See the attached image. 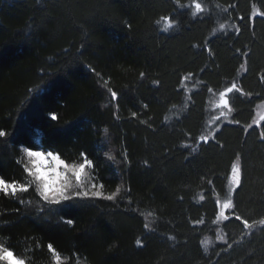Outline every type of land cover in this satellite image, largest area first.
<instances>
[{
	"label": "trees",
	"instance_id": "1",
	"mask_svg": "<svg viewBox=\"0 0 264 264\" xmlns=\"http://www.w3.org/2000/svg\"><path fill=\"white\" fill-rule=\"evenodd\" d=\"M263 102L264 0H0V264H264ZM28 151L90 161L102 195L44 202Z\"/></svg>",
	"mask_w": 264,
	"mask_h": 264
},
{
	"label": "snow or ice",
	"instance_id": "2",
	"mask_svg": "<svg viewBox=\"0 0 264 264\" xmlns=\"http://www.w3.org/2000/svg\"><path fill=\"white\" fill-rule=\"evenodd\" d=\"M176 3H179V0H176ZM195 7L197 9H201V5L199 3H197L195 5ZM243 19V18H242ZM161 20H165L169 22V27H171V17H161ZM223 27V25L221 26ZM185 80L188 79V77L184 78ZM233 90H236L237 92L239 91V89H237V86L235 84H232V86L230 88L227 89L228 93L233 92ZM209 91H212L211 89H209ZM112 97H116L117 93L115 91L111 92ZM225 95L226 93L221 92L220 93V104L223 107H227L229 101L227 99H225ZM230 110V109H229ZM133 115L135 116V113H133ZM221 115H223V113H221ZM55 118V117H53ZM217 119H219V117H217ZM249 128L252 131H255V128L252 125H249ZM6 134L4 131H0V137H4ZM201 141L207 143L209 138L207 136H202ZM260 139L261 142H264V133L260 134ZM222 147V146H221ZM27 155L29 157H34L36 158L34 161V166L36 168V171H32L31 175L35 177V179L39 182V186L37 191L39 192L40 197H42L44 202H50L51 204H61V201H71L75 198H80V197H88L89 195L93 196V197H100L102 195V193L100 191H93L91 193H89L88 191H76L74 193H72L71 195H69L68 190L66 185L60 180V174L59 173H55V169H53V172L55 173V176L53 178H49L44 172L41 171V169L43 168V163H42V159L44 157V154L42 152H38V151H28ZM48 157H52V159L54 161H56V165L57 167L61 164H63V161H61L59 159V157L53 156V153L51 151H49L47 153ZM90 161H85L84 163H81L78 167L77 166H72L71 168H69L68 165H64L66 170L72 171L74 173V175L76 176V179L79 181L81 178V173L84 171L85 167L87 166V164ZM232 178H233V183L237 186L241 185V169L237 166V165H233L232 166ZM0 186L4 187V191L7 192V186L3 185V182L0 181ZM93 187H95V185H93ZM101 187H103V185H101ZM108 200H112L113 196L109 195L107 196ZM231 205V201L228 204H225L223 207L228 208ZM47 211H54V209L48 208L46 209ZM235 219L237 221L241 220L240 216H236ZM67 223L71 224L72 221L68 220ZM256 221H253V224H255ZM260 225L264 226V219H260L258 222ZM243 227L245 229H249L253 227V224H250L249 221L247 219H244L242 221ZM145 227H147V225H145ZM48 247L51 249L52 245L49 244ZM13 253L12 252H8L7 256L8 257H12ZM4 257H0V259H3ZM18 264H24L23 261H19Z\"/></svg>",
	"mask_w": 264,
	"mask_h": 264
},
{
	"label": "rangeland",
	"instance_id": "3",
	"mask_svg": "<svg viewBox=\"0 0 264 264\" xmlns=\"http://www.w3.org/2000/svg\"><path fill=\"white\" fill-rule=\"evenodd\" d=\"M193 8L195 9V12L198 10L195 7V3H193ZM200 10V9H199ZM169 24H167L168 26ZM163 26H166V21L164 23ZM226 93V92H224ZM225 99H227L226 95H225ZM228 100V99H227ZM230 109V110H229ZM230 112H231V108L229 106L227 107H223L220 104V93H211L209 95L208 101H207V113H208V117H207V121H206V125H205V130H206V134L207 137L211 136L213 134V132L215 130H217L221 125L230 122L231 117H230ZM221 113H223V115H221ZM217 117H219V119H217ZM264 120V102L260 103L257 105V108L255 109V114H254V119L252 121V125H260L261 122ZM209 134V135H208ZM42 152V151H39ZM44 154V157L42 159V163H43V168L41 169L42 172H44L49 178H53L55 176V173H59L60 174V180L66 185L68 193L73 192V190H77L79 188L78 191L83 190V184L86 181L85 180V169L84 171L81 173V178L78 181L76 179V176L74 175V173L72 171L66 170L64 165H66L64 162L63 164L59 165L57 167L56 165V161H54L52 159V157H48L47 153L48 152H42ZM27 155V152H26ZM53 156H55L53 154ZM27 162H29L30 166H31V170H29V172L31 171H36V168L34 166V161L36 158L34 157H29L27 155ZM237 165L239 167L238 161H235L233 163V165ZM69 168H71V165H68ZM78 167V166H77ZM53 169H55V173L53 172ZM34 177V176H33ZM35 178V177H34ZM237 187V185H235L233 183V178H232V169H231V173L229 175L228 178V184H227V194L225 195V197L217 200V207H218V211H217V216L215 218V222L214 224L219 225L222 223V221L225 220L226 217V212L231 208V205L228 208L223 207L225 204H228L231 199H232V193L235 190V188ZM216 239H214L212 242L211 240H207L205 241V244L208 245H214V244H219V243H223L225 242L224 236L221 233V231H217V233L215 234ZM7 255V254H5ZM9 260L10 263L12 264H18L19 260L15 259L14 257H8L6 256Z\"/></svg>",
	"mask_w": 264,
	"mask_h": 264
}]
</instances>
